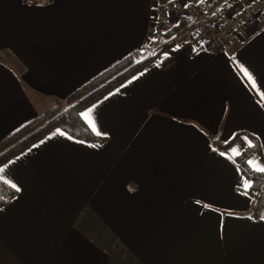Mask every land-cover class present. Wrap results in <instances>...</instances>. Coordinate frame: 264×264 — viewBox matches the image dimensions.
I'll use <instances>...</instances> for the list:
<instances>
[{
    "label": "crops",
    "instance_id": "1",
    "mask_svg": "<svg viewBox=\"0 0 264 264\" xmlns=\"http://www.w3.org/2000/svg\"><path fill=\"white\" fill-rule=\"evenodd\" d=\"M212 4L0 0V141L118 61L155 54L81 111L103 141L56 129L0 166L15 192L0 264H264V214L242 194L243 168L264 164L238 158L245 137L264 156V10L230 53L163 47L188 11L225 1Z\"/></svg>",
    "mask_w": 264,
    "mask_h": 264
},
{
    "label": "trees",
    "instance_id": "2",
    "mask_svg": "<svg viewBox=\"0 0 264 264\" xmlns=\"http://www.w3.org/2000/svg\"><path fill=\"white\" fill-rule=\"evenodd\" d=\"M50 1L51 0H23V2L31 5L46 4ZM210 1L213 2V6L221 4L222 1H225V6L223 4L221 10L216 15L217 17H222L226 11L225 7L234 0ZM183 24L184 21L180 20L178 25H175L163 32L164 39H167L164 42L163 47L169 48L172 46L170 37ZM154 57L155 54L148 55L143 58H139V56L138 58L137 56L135 58V54L126 57L79 87L77 90L73 91L64 100L56 101L55 104L46 112L21 127L6 139L0 141V166L18 156L28 146L37 142L46 134L56 129L74 137L75 139L95 143L103 141V138L95 136L87 128L80 116L81 111L95 100L109 92L113 87L117 86L129 76L137 72ZM256 142L257 141L254 140V146L246 148L238 156L243 163H245L248 158L255 155L261 158L264 164V156L259 150H255ZM228 147L229 146L227 145L223 149H227ZM243 172L244 178L251 182L252 185V187L248 190V192L252 195L250 210L255 218L260 217L264 214V173L252 171L246 167L243 168ZM14 196V190L0 180V208L6 206L14 198Z\"/></svg>",
    "mask_w": 264,
    "mask_h": 264
},
{
    "label": "built area",
    "instance_id": "3",
    "mask_svg": "<svg viewBox=\"0 0 264 264\" xmlns=\"http://www.w3.org/2000/svg\"><path fill=\"white\" fill-rule=\"evenodd\" d=\"M157 3L154 13V28L161 27L160 22L164 12ZM217 8L201 10L196 8L186 14V22L172 36L175 47L193 45V48L203 49L212 53H230L236 45L237 32L241 28L252 25L264 10V0H255L246 4L240 10L229 8L223 14L225 18L214 14ZM228 16H225V14ZM188 16V18H187Z\"/></svg>",
    "mask_w": 264,
    "mask_h": 264
},
{
    "label": "snow or ice",
    "instance_id": "4",
    "mask_svg": "<svg viewBox=\"0 0 264 264\" xmlns=\"http://www.w3.org/2000/svg\"><path fill=\"white\" fill-rule=\"evenodd\" d=\"M184 6H185V7H188L189 5H188V4H185ZM177 47H179V46H177ZM165 55H167V54H165ZM242 71H243L244 76L247 78V80L251 82V86H252L254 89H256L257 91H259L258 85H257L256 80H255V78L253 77V75H252L250 72H248L247 69H243V68H242ZM260 96H261V99L264 100V92H261V93H260ZM90 111H91V110H90ZM92 128H93V131L96 132V135H101V134H102V133H100V132L96 129L95 124H93ZM244 139L247 141V146H248V147H253V146H254V145L252 144V142H251L250 140L247 139V137H245ZM226 143H227V141H226ZM232 151H234V152H238V149H235V148H234V149H232ZM220 154H221V155H225V153H223V152H221ZM251 163H252V162L249 161V164H251ZM254 170H255V171H259V172H261V173H264V166H260V167L254 169ZM0 171H2V170H0ZM12 187L15 188L17 191L20 190L15 184H13ZM251 187H252L251 182L243 183L244 192H243L242 194H243V195H248V190H249ZM262 219H264V217H262Z\"/></svg>",
    "mask_w": 264,
    "mask_h": 264
},
{
    "label": "rangeland",
    "instance_id": "5",
    "mask_svg": "<svg viewBox=\"0 0 264 264\" xmlns=\"http://www.w3.org/2000/svg\"><path fill=\"white\" fill-rule=\"evenodd\" d=\"M240 1H241V0H236V1L232 4V5H233L232 7H236V6H238V4H239ZM242 1H245V0H242ZM248 4H249V3H248ZM232 7H231V8H232ZM229 14H231V13L228 12V14H227V15L225 14V16H228ZM222 16H223L222 19L225 18L224 15H222ZM260 16H261V15H260ZM259 18H260V17H259ZM259 18H258V19H259ZM258 19H257V20H258ZM255 23H256V22H255ZM253 24H254V23H253ZM253 24H252V25H253ZM182 26H183V25H182ZM182 26H181V27H182ZM249 26H251V25H249ZM181 27H180V28H181ZM180 28H179V29H180ZM179 29H178V30H179ZM174 33H175V32H174ZM174 33H173V34H174ZM236 40H237V39H236ZM171 42H172V41H171ZM172 45H173V47H175L173 43H172ZM235 46H236V45H235ZM175 48H177V47H175ZM234 48H235V47H234ZM234 48H233V49H234ZM232 51H233V50H232ZM215 138H216V137H215Z\"/></svg>",
    "mask_w": 264,
    "mask_h": 264
},
{
    "label": "water",
    "instance_id": "6",
    "mask_svg": "<svg viewBox=\"0 0 264 264\" xmlns=\"http://www.w3.org/2000/svg\"><path fill=\"white\" fill-rule=\"evenodd\" d=\"M217 139H218V138L216 137V138H212L211 140H212V141H216Z\"/></svg>",
    "mask_w": 264,
    "mask_h": 264
}]
</instances>
